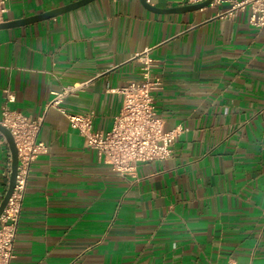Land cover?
I'll return each instance as SVG.
<instances>
[{"label":"crops","instance_id":"0c3cea01","mask_svg":"<svg viewBox=\"0 0 264 264\" xmlns=\"http://www.w3.org/2000/svg\"><path fill=\"white\" fill-rule=\"evenodd\" d=\"M77 1L8 0L3 23ZM230 9L94 0L0 29V110L42 117L48 146L31 168L12 264H264V30L249 7L221 17ZM145 55L163 81L157 115L179 133L170 158L121 176L59 108L110 131L123 103L114 90L141 79ZM7 168L1 147L0 203Z\"/></svg>","mask_w":264,"mask_h":264},{"label":"built area","instance_id":"2783aa9c","mask_svg":"<svg viewBox=\"0 0 264 264\" xmlns=\"http://www.w3.org/2000/svg\"><path fill=\"white\" fill-rule=\"evenodd\" d=\"M206 0H186L188 5ZM8 0H0V24L4 22V6ZM230 3L231 9L221 17H233L236 12L250 8L249 24L264 30V0H214ZM213 2V3H214ZM145 67L138 82H130L118 91L123 97L120 112L114 117L108 132L93 129V114H67L71 126L86 141V145L97 152L98 156L119 175L131 174L139 162L166 160L173 154V143L177 130L167 131L164 122L158 117L154 94L163 81L160 76L152 75V59L147 55L141 58ZM61 95L51 102L59 106ZM12 94H7V102H14ZM0 124L11 133L18 153L17 175L13 193L0 216V264H12L15 257L14 244L22 213V205L31 168L39 155L48 151V146L39 139L43 118L33 119L21 112L9 109L6 105L0 110ZM6 147L7 176L11 175L12 157L8 143L0 132V148ZM226 264H241L229 260Z\"/></svg>","mask_w":264,"mask_h":264},{"label":"water","instance_id":"95a60500","mask_svg":"<svg viewBox=\"0 0 264 264\" xmlns=\"http://www.w3.org/2000/svg\"><path fill=\"white\" fill-rule=\"evenodd\" d=\"M92 1H94V0H79L77 2L69 4L67 6H63L61 8H57V9L51 10L49 12H45L43 14H39L36 16H32L29 18H25V19L13 21V22L1 23L0 29H7V28H12V27L22 26V25H26V24L35 23V22L46 20V19L54 18V17H57L59 15L65 14L67 12L76 10V9H78V8L84 6V5H86ZM141 2L143 4H145V7L148 10H151L153 12H158V13H185V12L197 11V10H200L202 8L208 7L214 2V0H206V1L199 3V4L186 5V6H182V7H178V8H172V9H158V8L152 7L150 5H146V0H141ZM0 132L5 137V139L8 143L9 150H10L11 157H12L11 175L9 178L8 188H7V191H6L2 201L0 203V216H1L5 206L7 205V202L9 200L10 196L13 193V189L15 186L16 175H17V166H18V153H17V148L15 145L14 139H13L11 133L9 132V130L0 124Z\"/></svg>","mask_w":264,"mask_h":264}]
</instances>
